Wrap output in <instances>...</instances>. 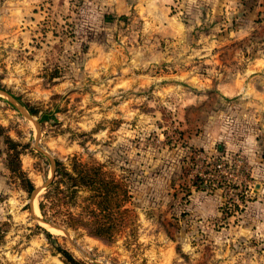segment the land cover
Returning <instances> with one entry per match:
<instances>
[{
	"label": "rangeland",
	"instance_id": "obj_1",
	"mask_svg": "<svg viewBox=\"0 0 264 264\" xmlns=\"http://www.w3.org/2000/svg\"><path fill=\"white\" fill-rule=\"evenodd\" d=\"M38 1L34 9L13 8L3 13L9 0H0V17L5 15L0 20V90L14 100L13 105L0 93V264H65L59 248L83 264H145L148 256L142 236L153 237L157 247L163 246L164 238L171 239L172 249L166 253L169 264H264V235L250 230L262 221L260 211L249 206L255 197L252 184L259 180L256 173L252 178L249 171L237 168V157L221 172L214 167L222 161L218 156L211 159L196 153L191 162L180 143L172 141L166 147L164 136L146 137L156 129L154 122L141 126L147 131L144 135L137 132L134 136L127 124L117 128V115L128 109L119 105L116 94L102 98L103 91L90 88L91 78L84 70L90 43L100 41L104 30L112 33L113 26L102 20L104 4L98 0ZM258 37L250 47L259 48ZM233 102L209 95L203 107L191 114L203 112L200 124L216 128L218 122L212 123L210 116L212 109H218L219 124L228 133L247 134L251 127L259 130L254 107L245 113L243 125L249 130L233 128ZM42 117L46 120L41 121ZM168 133L172 135L169 128ZM218 141L223 146L224 139ZM16 154L34 186L30 195L7 170L6 159ZM55 161L66 169L73 162L105 163L112 168L106 167L105 172L130 176L135 197L132 205H126L127 219L112 242L89 235L84 222L77 221L73 227L67 224L68 215L79 216L84 198L90 195L86 190L44 198L55 180ZM186 179L203 192L220 189L225 195L220 216L207 219L213 227L201 225L198 203L186 199L184 185L183 201L173 198V192L165 195L167 181ZM41 201L44 214L39 210Z\"/></svg>",
	"mask_w": 264,
	"mask_h": 264
},
{
	"label": "crops",
	"instance_id": "obj_2",
	"mask_svg": "<svg viewBox=\"0 0 264 264\" xmlns=\"http://www.w3.org/2000/svg\"><path fill=\"white\" fill-rule=\"evenodd\" d=\"M98 1L105 6L101 7L105 9L102 20L106 26H113L112 33L104 30L100 41L90 43L84 70L91 78L90 88L103 91L102 98L116 94L119 105L128 109L117 115L116 127L127 124L134 136L137 132L144 135L147 131L141 126L154 122L156 129L148 131L146 137L164 136L166 147L172 141L180 143L191 162L196 153L211 159L218 156L227 163L233 157L240 158L237 168L249 171L252 178L255 173L259 177L253 188L249 186L255 194L249 206L260 211L262 221L251 225L250 230L257 229L264 235V0ZM39 3L9 0L2 12L34 9L33 5L38 7ZM0 20L4 21L5 15ZM257 35L258 49L250 47ZM209 95L222 102L234 101L230 119L236 129L249 130L243 125L247 122L245 113L254 107L260 129L251 127L247 134H230L219 124L218 109H212L210 116L212 123L218 122L217 127L203 126V112L193 116L191 111L201 109ZM221 138L223 146L217 145ZM186 180L165 181V195L173 192V198L183 201L184 185L186 199L198 203L201 225L213 227L208 220L220 216L225 195L220 189L203 192ZM140 242L147 249L145 264L171 263L166 261L171 239L164 238L161 247L153 237L142 236Z\"/></svg>",
	"mask_w": 264,
	"mask_h": 264
},
{
	"label": "trees",
	"instance_id": "obj_3",
	"mask_svg": "<svg viewBox=\"0 0 264 264\" xmlns=\"http://www.w3.org/2000/svg\"><path fill=\"white\" fill-rule=\"evenodd\" d=\"M28 111L34 114L31 109H28ZM42 120H46L45 117H42ZM18 156L19 154L14 155L13 159H10L9 156L6 159V167L19 181L20 187L30 195L34 186L22 171ZM108 165L110 166V164ZM106 167L109 168L105 163L87 165L73 162L71 168L66 169L58 161H55V180L51 182L44 198L52 200V197L56 194L67 192L73 196L81 189L86 190L90 195L84 198L85 205L81 208L79 216L68 215L66 222L70 227L75 226L77 221L84 222V225L88 227L87 232L89 235L112 242L114 236L118 233V229L127 219L129 210L126 205H130L132 202L133 190L129 175L124 177L117 173H107L105 172ZM43 206L41 201L39 210L44 214ZM57 250L65 264H83L68 251L60 248Z\"/></svg>",
	"mask_w": 264,
	"mask_h": 264
},
{
	"label": "built area",
	"instance_id": "obj_4",
	"mask_svg": "<svg viewBox=\"0 0 264 264\" xmlns=\"http://www.w3.org/2000/svg\"><path fill=\"white\" fill-rule=\"evenodd\" d=\"M225 164H227V160H225V159H222V161L215 163L214 164L215 170H217L218 172H221V170Z\"/></svg>",
	"mask_w": 264,
	"mask_h": 264
},
{
	"label": "water",
	"instance_id": "obj_5",
	"mask_svg": "<svg viewBox=\"0 0 264 264\" xmlns=\"http://www.w3.org/2000/svg\"><path fill=\"white\" fill-rule=\"evenodd\" d=\"M0 93H2L4 96H6L7 98H9V102L14 105V100L10 96H8L6 93L2 92L1 90H0Z\"/></svg>",
	"mask_w": 264,
	"mask_h": 264
}]
</instances>
